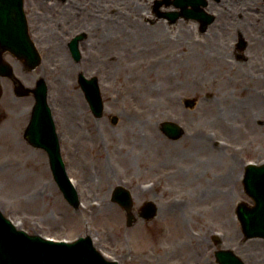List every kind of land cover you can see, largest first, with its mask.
<instances>
[{"label":"rangeland","instance_id":"1","mask_svg":"<svg viewBox=\"0 0 264 264\" xmlns=\"http://www.w3.org/2000/svg\"><path fill=\"white\" fill-rule=\"evenodd\" d=\"M158 1L46 0V18L58 23L63 51L44 56L33 70L6 58L14 76H0V209L30 233L68 240L90 235L120 264H219L220 247L233 248L248 264H264V238L245 239L236 214L238 202L253 203L243 183L247 162L264 161L263 93L251 102V91L236 86L237 75L230 74L228 47H213L211 33L201 35L197 23L171 24L164 14L175 6L161 0L156 9ZM79 30L87 36L77 61L68 43ZM79 73L98 77L103 118L92 114ZM41 78L49 84L78 206L60 189L46 150L26 136L35 97L17 88H34ZM191 97L197 105L184 108ZM111 116L118 123L108 128ZM173 118L196 139L211 138L215 126H223L226 150L219 153L210 143L202 154L198 145L183 150L186 139L165 140L159 125ZM236 135L242 141L237 157L230 148ZM119 184L134 193L136 214L152 199L158 215L128 226L126 211L112 200Z\"/></svg>","mask_w":264,"mask_h":264},{"label":"water","instance_id":"2","mask_svg":"<svg viewBox=\"0 0 264 264\" xmlns=\"http://www.w3.org/2000/svg\"><path fill=\"white\" fill-rule=\"evenodd\" d=\"M22 1V0H21ZM18 7L22 11V2ZM162 2H159L161 4ZM168 3H170L168 1ZM175 3L184 7L189 0H175ZM168 16L175 17V13H168ZM76 36L70 42V49L76 60H80L79 40ZM6 38V37H5ZM0 33V45L6 48L23 51L32 50L24 61L35 68L40 64V55L34 52L35 46L30 37L25 42L8 41ZM12 65L0 58V75L13 76ZM79 81L85 90L86 97L91 108L97 117L103 115L104 100L97 76L91 79L80 73ZM20 95H26L30 89L22 85ZM36 103L26 136L28 140L37 147L44 148L50 157L51 167L54 175L64 191L65 196L75 206L79 203V195L72 184L67 173L66 166L60 151L59 136L56 131V124L51 107L48 104V85L44 79L39 80L36 88ZM2 86L0 84V96ZM190 105L194 104L193 99L187 100ZM166 129L171 131L173 137H179L182 133V126L174 121L164 122ZM244 185L247 193L254 199L255 204L249 205L246 202L238 204V216L246 238H264V163L258 165L250 163L246 167ZM113 200L117 201L128 211V224L132 225L136 216L132 211L133 200L130 190L118 185L113 193ZM144 214L148 219L157 214V206L153 201H148ZM217 257L222 264H245L243 260L227 249L217 252ZM0 264H119L117 261L108 260L93 244L92 239L80 237L74 242H57L42 237L40 234H29L25 230L18 229L10 219L0 210Z\"/></svg>","mask_w":264,"mask_h":264},{"label":"flooded vegetation","instance_id":"3","mask_svg":"<svg viewBox=\"0 0 264 264\" xmlns=\"http://www.w3.org/2000/svg\"><path fill=\"white\" fill-rule=\"evenodd\" d=\"M18 1L0 0V7L7 6L6 10H0V24L6 26L1 31L9 33L11 39L16 41L22 40V37L28 31L43 57H57L60 55L63 51L60 44L61 33L56 28L59 27L58 23L46 18L48 14L46 0H22L27 26H24L18 12L8 7V5L16 6ZM48 1L53 2L55 0ZM196 7H198L197 10ZM155 8L158 9L159 6L156 5ZM187 8L190 11L191 17H183L182 9L177 8L178 16L180 17L170 21L171 24L184 21L189 26H192L191 22L197 23V31L201 35L211 33L208 35L211 36L209 39L213 47L219 49H226L228 47V51L224 53L231 55L232 60L226 63L228 69H230V74L237 75V83L235 85L241 90L247 89L251 91V102L257 101L256 94L263 93V99L261 98L260 100L264 105V0H198V2L189 3ZM196 15L199 17H195ZM184 33H186L188 38L194 36V32L189 28H186ZM206 43L208 46V42ZM0 57L17 59L26 57V55L18 54L0 45ZM183 106L187 109H193L188 107L185 102ZM205 118L207 120H205V125L202 129L204 135H207V130H210L211 127L207 125L209 117ZM117 123L114 121L113 116H111L107 120L106 125L109 128V125L115 126ZM223 128L221 125L215 126V135L211 138L203 137L196 139L193 136L186 135V132H184L178 139H173L164 131L162 125L159 126L160 133L164 135L165 140H169L175 144L181 139H186V145H183V150L190 151L195 145H198L197 150L201 151L202 154H207L210 143H212L214 149L219 153L226 150V146L221 142L226 138ZM236 136L238 139L235 138L233 143H230V148L234 149L232 153L235 157H237V153L241 152L242 145L239 136ZM218 163H221V161ZM140 211L141 208H139L138 212Z\"/></svg>","mask_w":264,"mask_h":264}]
</instances>
